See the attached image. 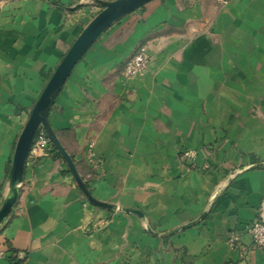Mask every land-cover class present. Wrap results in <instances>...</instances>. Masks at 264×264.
Returning <instances> with one entry per match:
<instances>
[{
	"label": "crops",
	"instance_id": "1",
	"mask_svg": "<svg viewBox=\"0 0 264 264\" xmlns=\"http://www.w3.org/2000/svg\"><path fill=\"white\" fill-rule=\"evenodd\" d=\"M112 1L0 0V208L32 108ZM140 48L147 72L125 80ZM47 119L92 198L141 215L92 204L63 159L30 151L0 264H264L229 242L264 220V0L147 2L87 50Z\"/></svg>",
	"mask_w": 264,
	"mask_h": 264
},
{
	"label": "water",
	"instance_id": "2",
	"mask_svg": "<svg viewBox=\"0 0 264 264\" xmlns=\"http://www.w3.org/2000/svg\"><path fill=\"white\" fill-rule=\"evenodd\" d=\"M149 1L151 0H115L112 2L102 3L103 9L83 29L55 69L47 85L32 108L29 118L17 140L10 170L9 192L0 208V228L4 225L7 218L11 214L13 207L15 206L20 184L23 179L26 159L31 151L35 137L41 129L46 133L50 142L60 153L76 184L92 204L99 207L113 208L115 211H125L141 215L139 211L126 210L115 206L113 207L109 204L97 202L92 198L86 186L79 178L73 161L64 151L55 134L52 132L47 118L50 108L56 97L59 95L67 78L70 76L74 67L85 55L87 50L114 23L142 7ZM261 221L264 223V220ZM189 225L191 224L182 226L180 230L185 229Z\"/></svg>",
	"mask_w": 264,
	"mask_h": 264
},
{
	"label": "built area",
	"instance_id": "3",
	"mask_svg": "<svg viewBox=\"0 0 264 264\" xmlns=\"http://www.w3.org/2000/svg\"><path fill=\"white\" fill-rule=\"evenodd\" d=\"M230 0H215L218 5L225 6ZM150 62V56L146 49L140 48L134 56L126 63L124 69L121 72L122 78L125 80L143 77L148 69ZM49 139L46 133L41 129L38 131L31 151H44L48 149ZM87 159L88 162L94 167L97 168L99 165V160L95 158L92 146L89 145L87 149ZM179 159L184 164L192 165V162L195 159V152L190 149H184L179 152ZM241 236L248 237L252 245L256 248H264V223L261 220H256L246 224L240 234H233L229 238L231 244L238 243L241 239ZM4 256V253L0 251V258Z\"/></svg>",
	"mask_w": 264,
	"mask_h": 264
},
{
	"label": "trees",
	"instance_id": "4",
	"mask_svg": "<svg viewBox=\"0 0 264 264\" xmlns=\"http://www.w3.org/2000/svg\"><path fill=\"white\" fill-rule=\"evenodd\" d=\"M49 145L52 147V149L51 150L45 149L44 152L47 153V154H49V155H51L54 158L62 159L60 153L55 149V147L52 145V143L50 142V140H49ZM66 171H67V173L69 172L68 170H66Z\"/></svg>",
	"mask_w": 264,
	"mask_h": 264
}]
</instances>
